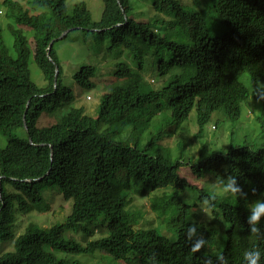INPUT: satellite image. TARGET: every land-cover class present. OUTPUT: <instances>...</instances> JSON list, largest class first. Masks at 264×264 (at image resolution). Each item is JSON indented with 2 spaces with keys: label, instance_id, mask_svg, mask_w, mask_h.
I'll return each instance as SVG.
<instances>
[{
  "label": "trees",
  "instance_id": "1",
  "mask_svg": "<svg viewBox=\"0 0 264 264\" xmlns=\"http://www.w3.org/2000/svg\"><path fill=\"white\" fill-rule=\"evenodd\" d=\"M26 1H3L17 55L0 34V134L7 140L0 144V243L14 244L0 253V264H81L55 250L101 252L119 264H244L246 250L264 253V216L260 237L246 221L247 204L264 199V143L258 135L243 144L236 139L242 104L264 107V0H153L156 14L149 20L133 15L131 0H103L97 22L84 2L70 11L68 0ZM68 29L95 33L131 56L109 79H98L95 65L75 74L90 90L111 81L97 117L75 105L63 78L54 45ZM32 51L44 86L32 78ZM148 75L158 78L156 87H149ZM219 109L232 121L229 142L203 145L196 156L187 149L190 114L195 110L196 137H202ZM174 135L180 137L176 150L164 140ZM211 174L236 176L244 194L235 195L238 203L201 187L199 180ZM50 183L72 200L66 222L49 229L31 222L17 235V211L25 214L29 204L51 209L44 195ZM157 191L163 195H155V207L165 223L139 227L130 199ZM202 202L208 216L198 220L205 207L192 208ZM71 229H81L87 242L66 236Z\"/></svg>",
  "mask_w": 264,
  "mask_h": 264
},
{
  "label": "rangeland",
  "instance_id": "2",
  "mask_svg": "<svg viewBox=\"0 0 264 264\" xmlns=\"http://www.w3.org/2000/svg\"><path fill=\"white\" fill-rule=\"evenodd\" d=\"M4 0H0V34L3 37V40L7 47L10 50V54L13 56L17 55V51L14 46V37L11 32V19L7 18L5 13L7 7L3 5ZM23 3H27L26 0H20ZM84 2L90 12L91 19L94 22H97L101 19L102 13L104 10V1L103 0H68L69 10L72 11L75 4ZM132 3V13L138 20H149L155 16L156 11L153 6V0H131ZM26 35L30 38L32 32L25 31ZM109 42L106 39L100 40L99 36L95 33H86L82 30H75L69 33V35L61 40L56 41L54 49L61 61L63 68V78L65 84H67L74 91L76 95L75 105L78 107H83L85 112L90 115L97 117L99 106L101 104L102 91L110 88L111 81L104 80L100 82V85L94 89L81 88L78 82L75 80V74L79 72L85 65H95L98 69V79H109L112 78V73L116 70L119 62H131L130 55L126 50L111 49L108 47ZM130 57H128V56ZM30 71L32 78L39 85L44 86L47 84L43 73L39 66L36 64L34 58V52L30 58ZM103 78V79H102ZM149 87L153 88L158 85V78L153 75L147 76ZM89 96L91 99H89ZM195 110L191 112L189 117V122L187 126L189 129L188 136L191 139V142L187 143V149L199 155L200 149L203 145L208 147L212 146L215 142H220L218 147L223 146V142H226L230 137V129L232 128V121L227 115L223 112L222 109H219L214 112L211 121L206 125L204 130V135L202 137L197 136L196 132L198 131V125L196 123ZM260 117L264 119V107H262L259 101H255L253 104H242V114L240 119V124L238 126L237 132V142L245 143L247 135H258L257 140L260 144L264 143V120H259ZM217 127H214L216 126ZM179 135H174L172 137H167L164 140L168 145L174 147V150L178 147ZM6 139L3 138L0 134V144L2 146L6 145ZM163 142V141H162ZM229 142V141H227ZM181 173L190 178L191 181L195 182V177L191 174V170L181 165ZM220 178H216L213 174L207 175L205 178L199 180L201 187H204L206 190L217 193L221 198L227 195L218 190V182ZM198 182V181H197ZM8 190H12L11 185H7ZM193 196L191 200L193 201L196 198L195 192H192ZM44 195L46 200L51 204V209L49 211L40 212L33 207L32 204H29V208L25 214H22L20 211L16 212V221L14 231L17 235L24 232L26 226L35 222L42 226L45 229H49L55 224L65 223L67 216L70 214L72 209V200H65L63 194L60 192L59 187L56 184H48L44 188ZM155 195H163L162 191L152 192L148 194H133L130 199V204L128 210L132 213L137 214L139 219L138 226L143 228H152L158 225H164L165 218L159 217V210L156 209ZM226 200L231 203H238L236 196H225ZM253 199H259L255 197ZM199 203L198 201H196ZM162 205L163 202H160ZM205 207L202 211L201 216L195 214L199 220L201 217H207V211L209 210L207 204L202 202L198 206H193V212H196L198 209ZM207 210V211H206ZM166 236H170L172 239H175L174 234L170 232H162ZM83 231L78 229L77 231L71 229L66 232V236H73L74 238L81 241L83 244L86 243L87 239L84 238ZM168 236V237H169ZM94 237H97L95 235ZM14 244L12 241L1 242L0 243V253H3L7 250L13 249ZM57 257L59 258H72L81 260V264H119L120 261H116L110 255H106L101 252L90 253V254H72L66 253L63 251L55 250Z\"/></svg>",
  "mask_w": 264,
  "mask_h": 264
},
{
  "label": "clouds",
  "instance_id": "3",
  "mask_svg": "<svg viewBox=\"0 0 264 264\" xmlns=\"http://www.w3.org/2000/svg\"><path fill=\"white\" fill-rule=\"evenodd\" d=\"M89 99H91L90 96ZM218 190L224 194H231L233 196L244 195L240 185L237 183V178L234 175H227L220 180L218 182ZM261 195H264V193ZM212 198L214 199L215 195H213ZM247 208L249 210V214L246 217V221L249 232L256 234L257 237H260L261 228L258 225L260 224L261 217L264 216V199L254 200L252 203L247 204ZM262 255H264V253H262L261 249L258 247L246 250L243 254L244 264H264V261L261 260ZM224 264H227L226 260L224 261Z\"/></svg>",
  "mask_w": 264,
  "mask_h": 264
},
{
  "label": "water",
  "instance_id": "4",
  "mask_svg": "<svg viewBox=\"0 0 264 264\" xmlns=\"http://www.w3.org/2000/svg\"><path fill=\"white\" fill-rule=\"evenodd\" d=\"M72 29H68V30H66L60 37H59V39H61V38H64L70 31H71ZM56 40V39H55ZM55 40H53V41H51V43H50V45H49V47H48V49H49V51L51 50V48L53 47V43L55 42ZM48 54H49V52H48ZM56 64V74H55V81H57V78H58V74H59V66H58V64L57 63H55ZM56 87V86H55ZM27 110H28V107H27V109H26V111H25V115H24V123H25V125H26V113H27ZM31 141H32V139H30ZM52 155H53V153H52ZM43 179V177H41V178H37V179H34V180H42ZM0 191L2 192V186L0 185Z\"/></svg>",
  "mask_w": 264,
  "mask_h": 264
}]
</instances>
